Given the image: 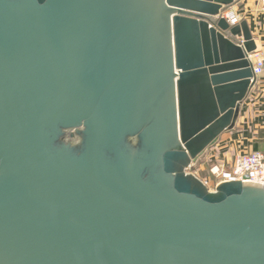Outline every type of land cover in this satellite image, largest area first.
Returning <instances> with one entry per match:
<instances>
[{
  "label": "water",
  "instance_id": "1",
  "mask_svg": "<svg viewBox=\"0 0 264 264\" xmlns=\"http://www.w3.org/2000/svg\"><path fill=\"white\" fill-rule=\"evenodd\" d=\"M242 0H0V264H264V186L189 173L256 82Z\"/></svg>",
  "mask_w": 264,
  "mask_h": 264
},
{
  "label": "crops",
  "instance_id": "2",
  "mask_svg": "<svg viewBox=\"0 0 264 264\" xmlns=\"http://www.w3.org/2000/svg\"><path fill=\"white\" fill-rule=\"evenodd\" d=\"M230 11L238 13L248 24L256 51L264 57V14L259 13L256 5L242 0ZM264 70L249 90L240 106V112L233 130L224 132L216 142L206 149L201 157L200 169L212 163L224 164L232 161L240 149L247 151H264Z\"/></svg>",
  "mask_w": 264,
  "mask_h": 264
},
{
  "label": "built area",
  "instance_id": "3",
  "mask_svg": "<svg viewBox=\"0 0 264 264\" xmlns=\"http://www.w3.org/2000/svg\"><path fill=\"white\" fill-rule=\"evenodd\" d=\"M256 5L259 13L264 14V0H248ZM229 26L238 25L242 18L238 13L228 11L222 15ZM252 72L257 79L264 70V57L261 52L255 51L250 56ZM212 179H201V182L210 190H214L224 182L239 181L264 186V151H247L244 147L235 156L231 163H212L208 167Z\"/></svg>",
  "mask_w": 264,
  "mask_h": 264
},
{
  "label": "rangeland",
  "instance_id": "4",
  "mask_svg": "<svg viewBox=\"0 0 264 264\" xmlns=\"http://www.w3.org/2000/svg\"><path fill=\"white\" fill-rule=\"evenodd\" d=\"M204 153V152H203ZM202 153V154H203ZM201 154V155H202ZM201 155L196 159V161L191 165L190 169H189V173H191L192 175L196 176L198 179H212L211 176L208 173V167L204 166L203 169H200V161L204 160L203 157H201ZM232 161H230L229 163H231ZM213 191V190H212Z\"/></svg>",
  "mask_w": 264,
  "mask_h": 264
},
{
  "label": "trees",
  "instance_id": "5",
  "mask_svg": "<svg viewBox=\"0 0 264 264\" xmlns=\"http://www.w3.org/2000/svg\"><path fill=\"white\" fill-rule=\"evenodd\" d=\"M264 131H262V133H263Z\"/></svg>",
  "mask_w": 264,
  "mask_h": 264
}]
</instances>
